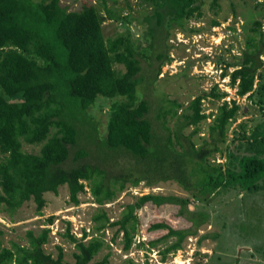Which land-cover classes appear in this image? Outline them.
Here are the masks:
<instances>
[{
  "label": "trees",
  "instance_id": "16d2710c",
  "mask_svg": "<svg viewBox=\"0 0 264 264\" xmlns=\"http://www.w3.org/2000/svg\"><path fill=\"white\" fill-rule=\"evenodd\" d=\"M62 1L0 0V214H8L15 222L17 211L34 202L38 216L42 217L47 206L46 194H58L63 186L69 189L70 203L79 207L80 195L88 188L99 206L91 221L95 224V232L101 235L88 239L90 235L83 229V236L77 238L71 233V222H67L64 236L75 245V262L65 260L64 249L60 246L54 257L45 250L51 234L47 226L56 220L51 216L39 233L27 232V245L13 243L7 248L0 241V264H107L108 257L93 261L106 246L105 231L116 227V235L124 237L123 249L130 251L140 226L138 210L149 203L160 207L173 202L185 204L188 200L152 193L142 195L126 206L122 218L113 222L103 208L124 192L127 184L137 187L147 180V186L152 187L157 174L163 170L168 169V178L178 180L187 189L195 186L205 198L223 188L264 192L262 21L254 23V35L247 38L241 57L233 64H226L222 72V77L230 76L231 87L236 89L238 97H246L258 107L261 117L255 124L250 126L249 121H242L229 142L232 125L245 112L237 100L226 101L227 93L215 85L211 93L196 97L181 115L178 111L182 105L175 101L171 109L160 111L158 118H163L162 125L168 135L165 140L156 142L153 123L147 117L149 102L137 96L142 67L132 34L128 30L107 39L103 29L106 20L128 26L134 18L109 7L108 0H101V8L85 3L80 11H71ZM118 1L113 0L114 3ZM125 1L131 9L130 0ZM136 1L155 7L153 15L145 16L141 22L137 19L148 25L152 49L158 31L177 27L185 30L187 22L203 16L199 0ZM220 1L213 0V5L219 6ZM212 24L219 26L217 21ZM158 59L162 63L157 76L162 65L172 61L165 53H160ZM115 65H123L125 71H118ZM227 67H233L234 71L229 74ZM99 97L114 100L109 111L107 135L99 138L94 128L87 135L88 139L99 142L101 149L109 151L106 156L118 153L132 157L142 167V175L131 172L110 180L107 170L99 166L83 163L65 167L71 149L79 144L78 123L89 119L87 111ZM210 97L224 101L216 113L206 114L202 101ZM169 114L178 122L174 132L168 127L166 116ZM211 116L214 119L209 125L210 140L203 139L200 146L193 139L200 133L201 124ZM189 127L194 130L186 136L185 130ZM24 144L41 148L38 153H29L24 151ZM217 154L225 158L224 163L216 164L211 159H216ZM87 155L81 149L74 160L79 161ZM190 165H194L191 171ZM180 214L184 215L183 211ZM199 215L203 219L195 221V228L209 217L204 213ZM150 230L167 231L160 239L141 243L140 246L148 244L150 250L161 240L177 238L159 251L162 263H166L170 253L182 249L187 237L197 234V229L177 230L167 223H155ZM128 264L137 263L129 260Z\"/></svg>",
  "mask_w": 264,
  "mask_h": 264
},
{
  "label": "rangeland",
  "instance_id": "374dc122",
  "mask_svg": "<svg viewBox=\"0 0 264 264\" xmlns=\"http://www.w3.org/2000/svg\"><path fill=\"white\" fill-rule=\"evenodd\" d=\"M85 3L97 4L101 8V0L62 1V4L70 7L71 11H80ZM129 3L131 9L127 7L125 0H119L117 3L108 0L109 7H113L116 11L122 10L124 16L130 14L134 21L124 26L121 22L106 20L103 29L107 39L127 33L128 30L132 34L142 67L138 75L141 81L137 96L140 100L149 102L150 112L147 117L153 123L156 142H160V139L165 140L168 135V131L162 125L163 118L160 120L158 118L160 111L171 109L172 102L175 101L182 105L178 111L181 115L196 97L211 93L215 85H218L221 92L227 93L226 101L237 100L245 112V114L241 113L239 119L232 125L229 131V142L234 136L233 131L242 121H249L250 126L255 124V120L261 117L258 107L248 102L246 97H238L236 89L231 87L230 76L222 77V72L226 64H233L237 62L236 58L241 57L247 38L254 35L252 29L256 21H262L264 32V0H221L219 6H214L213 0H199L203 16L187 22L185 30L177 27L158 31L153 49L150 47L148 25L139 23L138 20L141 22L145 16L153 15L155 7L136 0H130ZM213 21H217L219 26H213ZM160 53L169 55L172 61L162 65L161 72L157 76L162 63L158 59ZM261 59L264 61V55ZM115 69L125 71L123 65H115ZM227 69L229 74L234 71L233 67H227ZM223 101L206 98L202 101V108L206 114L216 113L217 107ZM113 102L114 100L99 97L96 104L87 111L89 119L85 123H78L81 137L78 146L71 149L70 158L65 163L66 168L83 163L99 166L107 170L110 180L131 172L135 174L141 172L142 175V167L137 165L132 157L118 153H111L110 157L106 156L109 151L101 149L99 142L94 143L87 137L94 128H97L99 138L107 135L109 111ZM166 119L170 130L176 131L177 119L171 118L170 114L166 116ZM213 119L214 117L211 116L201 124L200 133L193 139L198 145L203 144V139L210 140L209 125ZM193 130V127H189L185 130V135L188 136ZM40 148V145L24 144L23 146L24 151L29 153H38ZM81 149L88 155L75 161V155ZM220 156L217 154L216 159H211L215 160L216 164H222L225 158ZM213 160L210 161L214 162ZM192 167L194 165H190L189 171ZM167 170L157 174V181L152 187L147 186V180L137 187L127 184V189L119 193L118 197L106 204L103 209L113 222L122 218L126 206L135 203L142 195L152 193L188 200V202L185 204L173 202L160 207L149 203L138 210L140 226L134 237L132 248L128 252L123 249V234L116 235L118 227L108 228L103 236L106 246L93 262L102 261L108 257L107 264H128L129 260L137 264H264L263 191L252 193L243 192L237 187L223 188L215 195L207 194L205 198L195 189V186L191 187L189 184L190 189H187L178 180L168 178ZM151 175L154 173L152 172ZM86 190V193L80 195L82 203L79 207L70 203L69 189L63 186L58 194H46L47 206L43 210L42 217L38 216L34 202L25 204L17 211L15 222L10 220L8 214H0V232H2L0 241L3 247L11 248L13 243L27 245V232L39 233L47 224L45 220L55 216L54 224L47 226L50 227L51 234L50 242L45 246V250L57 257L58 246H60L64 249L65 260L74 263L75 245L67 236H64L67 232V222H71V233L77 238L81 237L83 229L87 232L91 231L88 239L101 235L95 232V224L91 221L99 206L94 203L90 190L88 188ZM181 211L184 215L180 214ZM200 213L207 214L209 217L205 219L204 224L195 228V221L200 222L203 219ZM155 223H167L177 230L195 231L197 229V234L187 237L182 244V249L170 253L166 263H162V255L159 251L170 246L177 238L161 240L152 250L148 244L140 246L141 243H148L166 235V230H150Z\"/></svg>",
  "mask_w": 264,
  "mask_h": 264
},
{
  "label": "built area",
  "instance_id": "2783aa9c",
  "mask_svg": "<svg viewBox=\"0 0 264 264\" xmlns=\"http://www.w3.org/2000/svg\"><path fill=\"white\" fill-rule=\"evenodd\" d=\"M88 233H91V231L90 230H88ZM83 236V233H81V237Z\"/></svg>",
  "mask_w": 264,
  "mask_h": 264
},
{
  "label": "clouds",
  "instance_id": "9594fccd",
  "mask_svg": "<svg viewBox=\"0 0 264 264\" xmlns=\"http://www.w3.org/2000/svg\"><path fill=\"white\" fill-rule=\"evenodd\" d=\"M90 234V233H89Z\"/></svg>",
  "mask_w": 264,
  "mask_h": 264
}]
</instances>
